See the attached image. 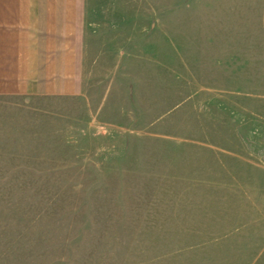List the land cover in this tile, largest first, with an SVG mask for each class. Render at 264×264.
<instances>
[{
  "label": "rangeland",
  "instance_id": "374dc122",
  "mask_svg": "<svg viewBox=\"0 0 264 264\" xmlns=\"http://www.w3.org/2000/svg\"><path fill=\"white\" fill-rule=\"evenodd\" d=\"M83 84L0 96V264H264V0H88Z\"/></svg>",
  "mask_w": 264,
  "mask_h": 264
},
{
  "label": "crops",
  "instance_id": "0c3cea01",
  "mask_svg": "<svg viewBox=\"0 0 264 264\" xmlns=\"http://www.w3.org/2000/svg\"><path fill=\"white\" fill-rule=\"evenodd\" d=\"M88 0H0V96L83 92Z\"/></svg>",
  "mask_w": 264,
  "mask_h": 264
}]
</instances>
